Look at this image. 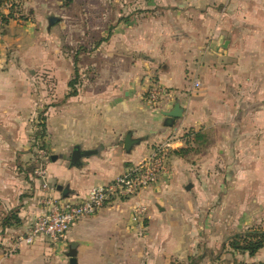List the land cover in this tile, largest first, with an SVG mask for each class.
Returning a JSON list of instances; mask_svg holds the SVG:
<instances>
[{
  "label": "crops",
  "instance_id": "obj_1",
  "mask_svg": "<svg viewBox=\"0 0 264 264\" xmlns=\"http://www.w3.org/2000/svg\"><path fill=\"white\" fill-rule=\"evenodd\" d=\"M49 2L37 0L29 8L32 21L44 24L45 33L53 34V29L48 27L52 24L47 15L53 9ZM193 6L199 11L193 9L189 15L193 26L188 34L195 41L192 46L170 45L161 50V45L155 43L172 36L186 37L188 19L180 1L163 0L149 5L159 9V16L167 18L161 22L168 25L164 28L135 27L133 19L118 18L105 36L100 35L102 42L97 43L96 50L102 57L101 63L89 62L83 68L84 74H95L94 78L89 76V80L80 82L81 89H77L75 96L53 106V157L56 158L51 157L46 169L49 183L56 188L53 197L79 202L93 187L113 180L128 165L146 158L155 144L170 137L176 140L174 150H188V153L170 156L169 178L81 219L62 241L53 244L40 238L33 247L23 246L11 258L6 257L2 247L8 245L5 235L27 230L41 213L43 192L31 174L30 121L36 106L31 84L17 79L21 67L12 64L6 48L9 45L22 50L24 41L33 37L21 31L17 24L20 21L16 19L2 26L0 264H53V249L57 256L64 253L68 264L69 252L75 253L76 264H120L122 256L136 260L142 254L140 251H146L151 243L162 248L176 228L178 233H173L171 238L184 245L179 227L185 229L192 206H197V210L201 206L200 202H193L196 193L187 192L186 187L201 178V169L206 164L230 168L228 179L235 189L222 195L224 202L220 210L225 212H219L215 206L210 213L211 224L222 223L223 217L228 216L224 229L244 232L252 224L253 216H264V175L251 177L248 170L252 164L264 167V159L253 162L249 159L255 150L264 152V0H210L205 13L200 9L207 7V3L199 0ZM2 12L6 14L8 10ZM68 24L75 36L79 31L77 26L74 22ZM80 30L82 36L86 33L89 37L85 26ZM152 75L168 89V95L157 107H149L144 101L145 78ZM193 79L200 81L197 90L191 88ZM70 82L65 83L67 90ZM175 104L182 109V116L172 127L165 126L162 113L171 111ZM189 132L198 138H189ZM128 134L135 142L126 151L124 141ZM191 146L201 148V152L193 151ZM75 148L81 152L77 164L71 163ZM215 153L220 155L219 159ZM229 153L231 157L234 153L241 157L228 158ZM192 156L197 158L191 165L193 169L189 163ZM205 178L214 182L212 177ZM251 180L260 182L255 191L250 189ZM58 186L67 188V193L59 192ZM208 198L219 199V194L210 192ZM250 199L255 201L252 208ZM137 206L146 208L139 223L131 219ZM11 214L18 217L19 224L2 228L3 218ZM175 216L178 221L174 220ZM262 251L264 248L258 253Z\"/></svg>",
  "mask_w": 264,
  "mask_h": 264
},
{
  "label": "rangeland",
  "instance_id": "obj_2",
  "mask_svg": "<svg viewBox=\"0 0 264 264\" xmlns=\"http://www.w3.org/2000/svg\"><path fill=\"white\" fill-rule=\"evenodd\" d=\"M158 1L162 2L163 0H51L50 2L48 0L53 9L47 16L53 18V23L51 26L47 23V26L49 25L48 27L53 29V34L45 33L44 24L41 25L32 21V13L29 6H33V3H37V0L18 1L20 3V13H16L15 17L16 21H20V23L17 22V24L20 25L21 31L27 33V35L31 34L33 39L25 40L22 50L17 51L9 45L6 48H9V59L12 61V64L21 67L20 72L16 73L17 79H23L31 84V95L36 104L35 113L30 121L32 157L35 153L33 142L38 139L45 152V160L47 162L51 160L53 156V106L64 103L67 98L66 91L67 93L71 91L70 89H66L65 83L67 80L75 82V89H81L80 86H82L83 81L89 80L90 77L91 79L94 78L93 75L95 74L91 73L90 77L86 73L84 74L83 68L89 62L101 63L102 57L97 55L99 50H96L97 43L100 45L102 42L100 35L105 36L116 24L118 18L121 20L133 19L135 27L143 25V27L151 26V28H155V26L159 25L161 28H164L168 26L161 23L162 21H167V18L159 16V9L149 8L151 3ZM165 1H180L183 3L186 12L185 18L188 19V22L186 21L187 23H185V28L187 29L186 39L181 38V35H179L180 39L177 36H172L169 39L157 40L155 43L161 45V50L170 45L177 47L180 44H191L192 46L195 41H192L188 34V32H191L193 26L189 15H191L193 9L195 12L199 11L198 8H193L194 3L199 0ZM201 1L202 4L207 3V7L200 9L201 12L205 13L207 12L210 0ZM221 1L224 2L225 0ZM8 7L9 4L6 8ZM32 12L34 14L33 10ZM152 17L156 19L152 20ZM33 18L36 19V16L34 15ZM70 22H74L73 25L77 26L79 30L76 31L77 33L75 32V36H72L70 33L71 24H68ZM82 26L86 27L89 37L86 33H84L85 36H82L80 30ZM171 26L172 24L168 28ZM3 29L4 27L2 28L0 20V31ZM180 30H182L181 24ZM74 64L76 72L75 70L71 72ZM23 68L24 71L22 70ZM41 117L44 119L45 125L44 138H41L42 140L37 137L41 134V130L37 126ZM191 147L193 151L196 149L197 153L201 152V148H196V146L195 148L194 146ZM257 148L258 146L256 145L255 149ZM215 154V157L217 156L219 159L220 155L218 153ZM263 155L264 152L260 154L259 151L255 150V152L250 153L249 159L252 162L259 159L263 160ZM240 157L236 153L232 157L231 153L228 155V158L233 159ZM195 160L197 158L193 156L189 159L190 166L192 163L195 164ZM191 169H193V166H191ZM229 169L219 164L216 167H210L206 164L201 169V178H198L195 184L193 183L187 191L189 193H196L193 202L197 204L200 202L201 206L198 210L196 209L197 206H192L190 214L188 213L187 215L189 219L186 221L185 229L179 227V233L181 231L184 245L183 242H181L182 244L179 242L175 243L174 239L171 238L173 233H178V228H176L175 232H170L169 242H164L162 248L155 247L151 243L149 244L150 246L146 247V251H140L142 254L137 256L136 260L132 256L129 259L122 256L120 264H258L264 262V251L251 258L246 254L230 250V247L227 245L228 239L243 232L226 231L224 229L227 220H229L228 216L223 217L221 215L223 217L222 223L218 220L217 225L211 224L210 213L214 212L215 206L218 207L219 212H225L224 210H220V206L224 202L222 195L225 192L235 190L233 189L231 180L228 179ZM248 170L251 177L264 175V167H258L255 164H252ZM25 173L27 174L26 171ZM205 176L212 177L214 182L207 180ZM26 177L29 176L26 175ZM259 183V180H251V191H255L259 187ZM213 191L219 194V199L210 200L208 198L209 193ZM204 196L207 197L202 198ZM248 202L251 208L255 204V201H252V199ZM176 217L174 220L178 221L179 218ZM253 218L249 228L259 227L261 231H264V216L258 218L253 216ZM26 231H20L19 233L11 232L5 235L7 236L8 245L2 247L5 249L4 254H6V257L11 258L20 252V250H16L11 253L18 236L24 234ZM63 254L61 253L60 255L58 253L57 256V253L53 249V264H68ZM59 257H61L60 260Z\"/></svg>",
  "mask_w": 264,
  "mask_h": 264
},
{
  "label": "built area",
  "instance_id": "obj_3",
  "mask_svg": "<svg viewBox=\"0 0 264 264\" xmlns=\"http://www.w3.org/2000/svg\"><path fill=\"white\" fill-rule=\"evenodd\" d=\"M145 83L147 85L145 104L149 107H157L168 95V89L153 75L147 76ZM200 86L198 79L192 80V90H197ZM175 142L176 140L170 137L155 144L142 161L128 165L113 180L93 187L81 201L72 202L65 198L53 197L56 188L49 183L46 155L40 141L34 140L35 153L32 158L31 174L38 181L43 192L40 199L41 213L31 222L27 231L18 236L11 253L23 246L33 245L40 238L53 244L58 243L81 219L91 217L109 205L135 197L142 190L156 185L161 179L169 178L171 172L168 163L171 152L175 149ZM145 213L144 206L134 207L132 221L139 223Z\"/></svg>",
  "mask_w": 264,
  "mask_h": 264
},
{
  "label": "trees",
  "instance_id": "obj_4",
  "mask_svg": "<svg viewBox=\"0 0 264 264\" xmlns=\"http://www.w3.org/2000/svg\"><path fill=\"white\" fill-rule=\"evenodd\" d=\"M18 1L20 0H0V20L2 26H6L10 20H15L16 19L15 14L20 13V9H19L20 3ZM8 4L9 7L6 8ZM3 9H7L8 13L4 14L2 12ZM74 70L76 72L75 64H74ZM74 84H75L74 81L70 82L69 87L71 91L67 94V97L75 96L77 94V89H75ZM37 126L39 127V130H41V134L38 135L37 137L40 140H42L41 138H44L43 133L45 129L44 119H42V117L39 119ZM187 135L189 136V138L192 139L198 138V135H196L195 133L189 132ZM185 152L188 153V150H185L183 152L182 150H174L171 152V155L172 154L182 155ZM13 224L18 225L19 219L16 215L11 214L3 218L1 226L2 228H6L12 226ZM227 245L228 247H230V250L233 252L236 251L242 254H246L249 257H253L261 249L264 248V231H261L259 227L248 228L243 233L234 235L231 238H229L227 241ZM258 264H264V262Z\"/></svg>",
  "mask_w": 264,
  "mask_h": 264
},
{
  "label": "water",
  "instance_id": "obj_5",
  "mask_svg": "<svg viewBox=\"0 0 264 264\" xmlns=\"http://www.w3.org/2000/svg\"><path fill=\"white\" fill-rule=\"evenodd\" d=\"M50 23H53V18H50ZM182 109L180 108L179 104H175L173 109L169 112H163L162 115L163 117H165V121H164V125L168 126V127H172L173 123L176 119L181 118L182 116ZM135 141H133L132 139H130V135L128 134L125 137V141H124V149L126 151H129L133 145ZM81 157V152L78 151V149H74L71 155V163L73 164H77L79 158ZM56 157L52 156V160H55ZM189 188H191V185H188L186 187V190H189ZM57 190L59 192H62L63 195H65L67 193V188H63L61 186H58ZM67 256L69 257V263L70 264H76V259H75V253L69 252L67 253Z\"/></svg>",
  "mask_w": 264,
  "mask_h": 264
}]
</instances>
